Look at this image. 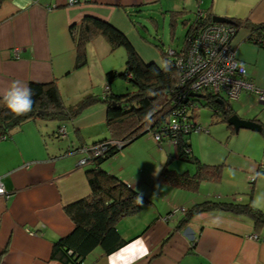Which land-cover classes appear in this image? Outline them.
<instances>
[{
    "label": "crops",
    "instance_id": "0c3cea01",
    "mask_svg": "<svg viewBox=\"0 0 264 264\" xmlns=\"http://www.w3.org/2000/svg\"><path fill=\"white\" fill-rule=\"evenodd\" d=\"M203 12L264 26V0H76L72 5L69 0H31V4L4 0L0 7V98L14 79L28 86L57 81L66 106L87 95L102 96L108 85L106 74L117 70L108 60L113 52L102 37L88 44L86 66L74 69L70 27L85 17L110 24L126 35L145 63L162 66L155 45L140 35V29L148 33L145 24L135 18L156 28V16L170 19L177 13L176 21L182 22ZM249 35L248 29H240L232 46L248 79L264 89V48L247 41ZM14 50H18L16 55ZM114 88L115 83L110 85L111 93L121 94ZM228 104L232 116L254 122L260 131L235 132L227 123L212 122L211 110L203 122L197 116L195 123L207 132L190 135L191 155L203 165L222 166V175L217 184L201 182L196 188H182L201 190L191 199L168 197L174 186L158 177L164 166L180 160L172 145H157L151 133L142 134L102 163L104 171L146 199L140 214L117 225L126 242L121 248L140 238L147 242L151 255L139 264H264V228L254 229L244 216L201 213L176 229L186 210L206 201L250 203L264 213V104L246 93ZM105 120L106 107L95 105L64 125L63 138L57 134L60 123L36 120L0 140V180L7 195L0 196V264H64L52 257L53 244L74 228L65 207L90 195L85 174L90 167L79 166L82 154L63 155L108 139ZM189 165H176L171 171L192 176L196 167ZM127 168L132 171L127 173ZM111 254L95 248L82 264H111L115 259Z\"/></svg>",
    "mask_w": 264,
    "mask_h": 264
},
{
    "label": "trees",
    "instance_id": "16d2710c",
    "mask_svg": "<svg viewBox=\"0 0 264 264\" xmlns=\"http://www.w3.org/2000/svg\"><path fill=\"white\" fill-rule=\"evenodd\" d=\"M4 0H0V7ZM195 14L193 22L183 19L181 24L186 28L182 47L177 50H163L155 45L162 60V66L155 63H145L136 52L126 35L96 18L85 17L79 24L70 27L71 38L74 42L76 62L74 69L78 70L87 64V46L96 37H102L110 46L111 52L123 48L126 52L125 69L123 72L109 71L106 74L108 92L102 96L87 95L73 106H66L58 88L57 81L37 84L30 83L32 99L34 101L31 112L15 116L10 113L0 98V138L8 137L9 133L28 121H45L60 123L59 129L75 120L84 110L95 106L106 107L105 125L109 138L94 144H104L112 141H134L144 133L152 135L158 133L166 123L167 117L174 111L185 109L184 117L192 126L195 123L196 110L190 107L194 99L180 94V71L176 60L188 49L189 42L200 30L212 24V16L202 13ZM179 16L172 13L170 16V37H173L174 26ZM234 26L236 33L240 29H248L250 35L247 41L264 48V26L253 25L248 22L228 19ZM235 33V35H236ZM233 36V38L235 37ZM173 54L170 55L169 52ZM117 79L128 83V87L121 94L111 93L110 85ZM200 97V95H198ZM205 106L212 111V122H224L232 116V109L228 100L213 97L210 93L203 94ZM199 100V99H198ZM195 100L198 103L199 101ZM228 127H230L228 125ZM232 129V127H230ZM195 131L188 133L178 132L169 137L175 141L177 158L180 161L193 164L196 167L194 175L177 174L164 166L158 179L160 182L177 188H196L201 182L218 183L221 180L222 166H206L195 159L190 152L189 139ZM264 138V128L261 130ZM127 146V145H126ZM80 147L67 150L63 155L74 154ZM123 150V149H122ZM116 146L107 145L106 151L99 157L92 158L84 167L90 187V195L72 205L65 207V212L74 225L72 232L53 244L52 257L64 264H82L88 253L95 248H101L109 255L122 246L117 225L124 218L133 216L142 210L146 203H136L138 193L121 182L118 178L108 174L101 168L107 159L120 153ZM223 212L234 216H244L250 219L256 230L264 228V213L254 208L250 203L246 205L219 203L206 201L196 204L185 211L176 229L182 228L190 220L201 213Z\"/></svg>",
    "mask_w": 264,
    "mask_h": 264
},
{
    "label": "built area",
    "instance_id": "2783aa9c",
    "mask_svg": "<svg viewBox=\"0 0 264 264\" xmlns=\"http://www.w3.org/2000/svg\"><path fill=\"white\" fill-rule=\"evenodd\" d=\"M76 3V0H69V4ZM200 16L203 14L199 13ZM236 29L232 25L212 23L203 27L200 32L189 42L185 54L176 60V66L180 71V94L198 100L203 98V94L210 93L213 97L226 100H235L241 93L255 96L259 102L264 104V89L254 85L247 77L244 64L237 60L235 50L232 46V39ZM15 55L18 50H14ZM173 54L172 51L169 52ZM106 86L104 92H108ZM200 95V97H198ZM190 105L192 109H198V103ZM186 110L174 111L167 121L160 128L158 133L153 135L157 145L168 143L175 146V141L169 137L170 134L190 131L207 132L199 126H192L184 117ZM66 136L65 126L59 129V137ZM1 137L0 140H5ZM125 142H107L104 144H91L82 146L74 154H82V159L78 162L79 166L84 167L92 158L101 156L107 145L116 146L122 150ZM73 155V154H70ZM253 182V179H251ZM0 196H7L0 180ZM258 240L257 236L251 237Z\"/></svg>",
    "mask_w": 264,
    "mask_h": 264
},
{
    "label": "rangeland",
    "instance_id": "374dc122",
    "mask_svg": "<svg viewBox=\"0 0 264 264\" xmlns=\"http://www.w3.org/2000/svg\"><path fill=\"white\" fill-rule=\"evenodd\" d=\"M186 19H188L190 22H193V20H194L192 18V16H189ZM135 20L138 23L142 22V24H145V26L148 30V33H146L142 29H140V35L142 36V39L148 41L151 44L161 46L163 48V50H165V51L168 49L177 51L182 47V43H183L184 36L186 33V28H184L182 26L181 20H178L175 23L173 37H170L171 32H170V19L169 18L163 19L161 16H156V20H157L156 28L155 27L153 28L151 23L148 21H145V20L142 21L139 18H135ZM111 56H112V59L110 57V59H108V60H111L110 62L114 63L113 64V66L115 67L114 69L115 70L117 69L118 72H123L125 69V58H126L125 50L123 48H119V49L115 50L111 54ZM114 83H115L114 89H116L115 91L118 93L119 92L123 93L124 89L129 86L128 83H126V81H123L121 79H117ZM198 101H199V107L196 110L195 114H197V116H199L198 118L203 122V121H205L206 117L210 114V109L205 106V103H206L205 99L200 98ZM138 140H140V139H138ZM138 140L135 142H138ZM173 162H176V163H171V164H169V166H167V169L170 171L173 170V167L176 165L191 166V165H189L190 163L185 164L182 161H173ZM134 170H135V168H134ZM131 171H132L131 168L126 170L127 173H130ZM212 184H217V183H212ZM176 190H179V191H176ZM199 191H201V190H199V188L195 191H189V190H183L182 188L174 187L172 189L173 194L171 193V195L168 197H172V199L178 198L180 200L185 201V199H191L192 196H196V194ZM174 192H176L175 195H174ZM164 195L165 194H161V197H164ZM137 214H140V212H138ZM137 214H135V215H137ZM135 215H133V216H135ZM130 217H132V216H130Z\"/></svg>",
    "mask_w": 264,
    "mask_h": 264
},
{
    "label": "clouds",
    "instance_id": "9594fccd",
    "mask_svg": "<svg viewBox=\"0 0 264 264\" xmlns=\"http://www.w3.org/2000/svg\"><path fill=\"white\" fill-rule=\"evenodd\" d=\"M25 3L31 4V0H25ZM3 102L9 112L15 116L25 115L31 112L34 103L32 90L26 82L14 79L3 94ZM136 203L143 204L142 193H138L136 196ZM150 255L147 242L140 238L111 254L112 257H115L111 260V264H139L140 261L145 260Z\"/></svg>",
    "mask_w": 264,
    "mask_h": 264
},
{
    "label": "water",
    "instance_id": "95a60500",
    "mask_svg": "<svg viewBox=\"0 0 264 264\" xmlns=\"http://www.w3.org/2000/svg\"><path fill=\"white\" fill-rule=\"evenodd\" d=\"M212 23L228 24L229 25L230 21L225 19V18L213 17ZM227 124L232 126L235 132H237L240 129H247V130H251L253 132H259L260 131V127L257 124H255L254 122H251V121L242 120L236 115H233L232 117H230L227 120ZM130 143H131V141L126 142L122 146V149H124L126 147V145H129Z\"/></svg>",
    "mask_w": 264,
    "mask_h": 264
}]
</instances>
